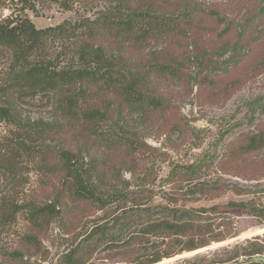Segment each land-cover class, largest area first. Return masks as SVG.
<instances>
[{"label":"rangeland","instance_id":"1","mask_svg":"<svg viewBox=\"0 0 264 264\" xmlns=\"http://www.w3.org/2000/svg\"><path fill=\"white\" fill-rule=\"evenodd\" d=\"M0 2V19L26 14L38 28L68 22L79 29L50 42L48 55L58 63H77L81 48L100 46L103 67L113 68L115 79L133 81L148 100L163 102L131 104L113 79L112 88L89 85L83 99L106 111V122L75 123L62 116L60 93L7 96L11 57L0 49V105L13 101L20 123L0 119L1 157H12L19 139L49 151L46 160L59 166L53 151L70 149L95 189L111 200L102 209L75 200L64 172L48 171L44 156L1 167L0 264H64L76 247L84 264H144L163 251L177 253L151 264H248L241 260L253 247L264 250V214L232 204L264 205V145L247 148L251 134L264 133V0ZM128 10L165 13L172 29L143 41L105 30L85 33L104 13ZM159 64L177 69L167 72ZM51 201H58V214L46 212L34 222L32 203ZM162 205L209 210L196 214L184 235L143 233ZM122 215L124 221L128 216L125 244L99 237L95 228H117Z\"/></svg>","mask_w":264,"mask_h":264},{"label":"trees","instance_id":"2","mask_svg":"<svg viewBox=\"0 0 264 264\" xmlns=\"http://www.w3.org/2000/svg\"><path fill=\"white\" fill-rule=\"evenodd\" d=\"M61 1V0H55ZM1 5V2H0ZM115 14V13H114ZM113 13H104L99 21H90L86 24V34L90 37L97 35L100 31L109 32L113 37H120L127 40L143 41L149 35L159 32L161 35L168 34L172 26L166 23L167 14L149 10H128ZM79 29L68 22L55 26L38 28L31 17L26 14L13 16L8 15L0 19V49L5 50L11 57V68L9 80L4 86L7 96L13 95L19 100L33 98L39 94L60 93V111L67 120L75 123L91 124L97 126L106 122L107 112L84 104V96L89 85H106L112 88L113 84L119 88V93L124 96V100L134 104L163 106L161 99L147 96L141 91L133 81H125L113 77V68L103 67V51L100 46L81 48L78 54V62L62 65L48 55V46L51 41L62 40L76 34ZM92 48V49H90ZM167 72L174 73L177 69L171 64H159ZM114 79V83L112 80ZM17 107L13 101L7 99L5 104L0 105V119L8 123L20 126L17 117ZM31 137V135H29ZM264 145V133H255L249 136L248 149H258ZM13 151V152H12ZM14 155L1 157L0 168H11L14 161L20 157L34 158L44 156L43 165L48 171L64 172V180L68 182L72 198L80 201H88L96 204L99 208H105L111 200L99 193L90 182V175L85 168L81 157L77 152L70 149H56L53 156L60 161L61 165L50 164L46 160L49 151L44 148L32 146L26 139H19L15 148L11 147ZM8 155V154H7ZM6 156V155H5ZM59 169L60 171H58ZM58 201H51L45 205L32 203L30 208L31 219L40 223L44 213L50 215L58 214ZM233 205L245 206L256 216L264 214V205L257 207L252 201L234 202ZM140 208V207H137ZM135 210V211H134ZM138 209L131 211L136 212ZM147 210L148 209H141ZM157 217H150L144 225L143 233L149 235H184L195 226L196 214L209 210L208 207H189L185 209H174L166 205L160 208ZM127 213V212H125ZM124 213V214H125ZM128 216L124 221V215L119 218V226L111 228H95L99 232V237L105 241L125 244L127 239H123L127 229ZM128 243V242H127ZM91 246V245H90ZM194 248V247H193ZM176 251H163L153 253L144 264H151L160 261L164 256L176 254ZM264 253L261 247L255 246L248 252L247 256H254ZM64 264H84L85 257L79 253V247L72 248L64 255ZM248 264H264L261 262H250Z\"/></svg>","mask_w":264,"mask_h":264},{"label":"water","instance_id":"3","mask_svg":"<svg viewBox=\"0 0 264 264\" xmlns=\"http://www.w3.org/2000/svg\"><path fill=\"white\" fill-rule=\"evenodd\" d=\"M261 262L264 263V254L254 255L241 260V263Z\"/></svg>","mask_w":264,"mask_h":264},{"label":"bare ground","instance_id":"4","mask_svg":"<svg viewBox=\"0 0 264 264\" xmlns=\"http://www.w3.org/2000/svg\"><path fill=\"white\" fill-rule=\"evenodd\" d=\"M259 231H262V230H257V232H259ZM257 232L256 231L255 232L253 231V232H250L249 234H251V233L252 234H254V233L257 234Z\"/></svg>","mask_w":264,"mask_h":264}]
</instances>
